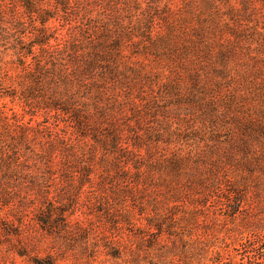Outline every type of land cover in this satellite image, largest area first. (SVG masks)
<instances>
[{"label": "trees", "instance_id": "obj_1", "mask_svg": "<svg viewBox=\"0 0 264 264\" xmlns=\"http://www.w3.org/2000/svg\"><path fill=\"white\" fill-rule=\"evenodd\" d=\"M219 210L264 264V0H0V264H233Z\"/></svg>", "mask_w": 264, "mask_h": 264}, {"label": "rangeland", "instance_id": "obj_2", "mask_svg": "<svg viewBox=\"0 0 264 264\" xmlns=\"http://www.w3.org/2000/svg\"><path fill=\"white\" fill-rule=\"evenodd\" d=\"M16 110L20 111L19 107H16ZM220 214V224H219V232L217 233L219 237V241L215 242L217 246L224 253L225 258H231L233 264H243L246 261L256 262L258 260L259 255L252 249L251 245L248 242V239H254L253 234L251 232H247V230H243L245 233V240H238L233 238V234L230 232L232 228L231 225L225 223L226 217L225 213L219 210ZM259 261H257L258 263ZM231 264V263H230Z\"/></svg>", "mask_w": 264, "mask_h": 264}]
</instances>
